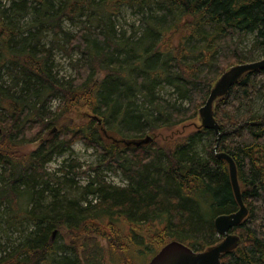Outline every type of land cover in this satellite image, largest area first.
Returning a JSON list of instances; mask_svg holds the SVG:
<instances>
[{
    "label": "trees",
    "instance_id": "trees-1",
    "mask_svg": "<svg viewBox=\"0 0 264 264\" xmlns=\"http://www.w3.org/2000/svg\"><path fill=\"white\" fill-rule=\"evenodd\" d=\"M124 7L142 16L139 27L131 25L130 36L116 34L111 22ZM29 15L37 18L34 23H16ZM84 16L86 24L79 22ZM67 23L82 29L74 33ZM101 24L104 31L95 28ZM138 30L143 34L134 40ZM250 35L252 49L244 50L264 53V0L0 4V205L8 206L0 213V230L21 233L18 245L2 251L0 264H95V259L139 264L151 256L148 264L171 241L196 252L217 244L216 217L239 210L228 165L217 158L222 152L237 166L249 211L232 230L241 239L239 247L222 263L264 264V114L254 112L264 94V71L245 75L216 102L220 138L199 127L177 144L155 137L186 123L200 125L199 110L215 82L248 62L239 43ZM54 52L70 59L81 55L73 79L54 75ZM4 75L9 83L2 81ZM165 88L172 90L174 103L160 97ZM56 99L60 104L53 110ZM77 106L88 110V121L65 126L62 119ZM50 130L57 133L48 136ZM103 131L110 139H154L125 148ZM77 140L95 148L99 163L107 161V169L122 174L126 184H108L97 176L83 187L74 161L49 173L50 163ZM34 141L40 142L36 152L21 150ZM25 223L32 229L25 230ZM65 224L77 245L87 235L85 249L94 250L91 237L107 240L110 256L97 252L90 259L82 252L79 257L73 244H66L72 251L59 246L52 230Z\"/></svg>",
    "mask_w": 264,
    "mask_h": 264
},
{
    "label": "rangeland",
    "instance_id": "rangeland-1",
    "mask_svg": "<svg viewBox=\"0 0 264 264\" xmlns=\"http://www.w3.org/2000/svg\"><path fill=\"white\" fill-rule=\"evenodd\" d=\"M9 2L10 0H0V4L5 5V6H7ZM34 18H35V15H29L25 20H22V21L17 20L16 23L22 24L24 22L25 24H30L31 22H33ZM141 20H142V16L134 15L132 10L127 7H124L123 9H121L119 14L111 18V22L113 23V26L115 27L116 34H120L121 31L122 32L125 31L127 32V36H130L133 32V29H131V25H135L136 27H139ZM87 21H88L87 16L79 18V22H84L86 24ZM108 24L110 25L109 22ZM67 25L72 29L74 33H77L78 31L82 29V26L80 24H79V28L74 27L73 25L69 23H67ZM95 28L98 31H104L105 25L104 24L97 25ZM137 32L138 33L136 37L134 38V40H137V38H139L141 34H143L141 33L140 30H138ZM51 41H52L51 35H49L48 38L44 39V42L47 44H49ZM253 43H254V36L253 35L247 36V38H245L244 41L242 42L243 45L239 43L240 44L239 48L240 50H244V49L249 50L250 48L252 49ZM248 50L247 51L244 50L245 56L248 59V62H256V61L264 59V53L261 52L260 50L253 51V53H249L250 51ZM81 60L83 59L80 54L73 55V57L70 59L67 55H65L62 52H54V57L52 61L54 75L57 76V78L61 81H66L67 79H70V78L73 79L75 77V74H77V70L73 67V65L75 64L76 66L77 62L78 61L80 62ZM2 78H3L2 81H6L7 83H9L8 77L6 75H4ZM97 78H101V77L98 76ZM263 85L264 84H261L260 87ZM160 97L168 100L169 102H172V103L175 102V97L172 95L171 89L165 88L164 91L160 92ZM59 104H60L59 99L54 100L51 103L53 110H55V108ZM254 112L256 113V115L264 114V94H262L260 98L256 101L254 105ZM86 114H88V110L85 107L77 106V107H74L69 113V116L64 117L62 121L65 126H68L70 128L73 125H85L86 121H88L87 119H85ZM199 126L200 125H197V124L193 126L191 122L186 123L172 130L163 131L164 132L163 135L160 133L157 136V138L161 140H165L166 142L161 141L164 143H168V142H176V144L181 143L188 135H191L192 133H194V131H196ZM51 131L52 130L49 131L48 136H51L57 133V130L53 132ZM33 134L36 135L38 133L36 132L35 134L33 132ZM103 135L105 136L107 140H110V138H108V136L104 134V132H103ZM86 145L88 144H86L82 140L75 141L72 145L73 147L71 148L70 152L66 153L62 157L55 158L50 163V165L48 166V169H49L48 172L53 174L54 172H56V169L58 170L63 165L69 164L71 161H74L76 164L80 165L79 172L81 173V177L79 178L82 182L81 185L83 187H86L88 185L89 179H94L97 176L105 180L108 184H116L119 186L122 185L123 187L126 184V182L125 180H123L122 174L117 173L115 175L111 173L107 169L108 168L106 164L107 161L99 163L101 155H98L95 148L94 149L90 148L92 147L91 145H88L90 147H87ZM20 147H22L21 150L24 153L33 154L34 152H36L35 150L39 149L40 142L34 141L32 144H28V145H24ZM125 155L126 154L124 152L122 156H125ZM112 163H115V162L112 161ZM97 166H100V172L98 173L95 172V169L97 168ZM1 172L3 173V170L0 165V173ZM58 176L61 177V174ZM208 205H209L208 203H204V208L207 209ZM6 208H8L7 204L0 205V213L4 211ZM67 226L69 225L65 224L62 226V228H59V229L57 228L55 230L54 229L52 230V232L57 231V234H56L57 236L53 235V237L55 236L54 239L55 241H58L59 246H63L64 249L72 251V248L67 247L66 244H73L76 248L80 249V253H78L79 257H81L82 252L86 258H90V259L93 258V256L98 255L97 252L101 255L104 254L105 258H108L110 256L111 253L108 248L109 243L107 240L101 241L97 237H91L90 241L92 242V247L94 250L92 251L91 249H85L82 245L84 241H87L86 239L87 235L86 234L81 235L78 238L79 245H77L75 242H72L73 241L72 236L69 235L67 231H65ZM27 228H29V230L32 229V227L28 226V224L25 223L24 229L26 230ZM219 238L220 236L216 234L214 241L218 240ZM20 240H21V233L17 229L8 228L6 234L4 231L0 230V252H1L0 256L3 254L2 251H5L7 249L8 250L12 249L14 246L18 245ZM139 240H141V238H139ZM152 250L153 248L150 249L149 251H152ZM150 257L151 256H148L143 261H141L139 264H147V261ZM94 263L101 264L102 262L100 261L98 263V260L95 259ZM51 264H54V263H51ZM103 264H112V263L110 261H106Z\"/></svg>",
    "mask_w": 264,
    "mask_h": 264
},
{
    "label": "water",
    "instance_id": "water-1",
    "mask_svg": "<svg viewBox=\"0 0 264 264\" xmlns=\"http://www.w3.org/2000/svg\"><path fill=\"white\" fill-rule=\"evenodd\" d=\"M264 70V60L261 62L240 64L229 68L215 82L210 91L206 104L199 110L200 128L214 131L220 138V125L215 118L216 102L227 96L230 90L243 78L246 73ZM148 139L141 143H133L135 146L149 144ZM219 159L225 160L230 166L231 183L239 210L233 214H224L216 217L214 227L219 236L223 239L218 244L205 249L202 252H195L188 246L174 241L166 245L149 264H223L222 258L236 250L241 239L231 230L240 226L247 218L249 211L244 204L243 195L238 180V170L234 160L227 154H218Z\"/></svg>",
    "mask_w": 264,
    "mask_h": 264
},
{
    "label": "bare ground",
    "instance_id": "bare-ground-1",
    "mask_svg": "<svg viewBox=\"0 0 264 264\" xmlns=\"http://www.w3.org/2000/svg\"><path fill=\"white\" fill-rule=\"evenodd\" d=\"M264 59H262V60H259V61H256V62H261V61H263ZM256 62H247V63H243V64H250V63H256ZM237 65H240V64H237ZM261 71H264V70H260V71H253V72H261ZM253 72H249V73H253ZM249 73H246L245 75H247V74H249ZM244 75V76H245ZM243 76V77H244ZM238 84V83H237ZM210 96V95H209ZM199 114V113H198ZM200 129V128H199ZM211 131V130H210ZM104 132V134H105V131H103ZM214 132V131H213ZM192 134H194V133H192ZM159 135V134H158ZM158 135H156L155 137L157 138V136ZM216 135V134H215ZM148 139H151L152 141L151 142H153V137H151V136H147L146 138H144V139H140V140H134V139H122V138H120V137H116L115 139L114 138H111L110 139V142H113V143H116V144H118V145H122L123 147H125V148H140V147H142V146H145V145H148V144H143V145H141V146H135V145H133V143H141V142H143V141H145V140H148ZM150 142V143H151ZM222 153H224V152H222ZM222 153H219V154H222ZM218 158V157H217ZM222 160V159H221ZM225 161V160H224ZM226 162V161H225ZM227 163V162H226ZM228 164V163H227ZM228 168H229V176H230V179H231V173H230V166H229V164H228ZM237 202V201H236ZM238 204V203H237ZM245 204V203H244ZM246 206V205H245ZM216 230V229H215ZM233 230V229H232ZM216 234H217V232H216ZM218 235V234H217Z\"/></svg>",
    "mask_w": 264,
    "mask_h": 264
},
{
    "label": "flooded vegetation",
    "instance_id": "flooded-vegetation-1",
    "mask_svg": "<svg viewBox=\"0 0 264 264\" xmlns=\"http://www.w3.org/2000/svg\"><path fill=\"white\" fill-rule=\"evenodd\" d=\"M52 233H53V234H52V241H54V240H55L54 237L57 236V235H56V234H57V231H53ZM53 235H55V236L53 237ZM84 250H85V249H84Z\"/></svg>",
    "mask_w": 264,
    "mask_h": 264
}]
</instances>
